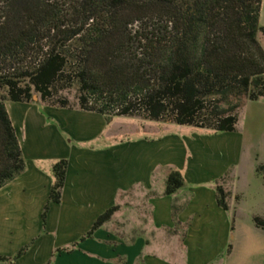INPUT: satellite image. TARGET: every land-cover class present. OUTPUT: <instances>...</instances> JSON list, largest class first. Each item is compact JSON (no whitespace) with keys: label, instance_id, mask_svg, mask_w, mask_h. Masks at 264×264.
<instances>
[{"label":"trees","instance_id":"1","mask_svg":"<svg viewBox=\"0 0 264 264\" xmlns=\"http://www.w3.org/2000/svg\"><path fill=\"white\" fill-rule=\"evenodd\" d=\"M261 7L262 0H0V189L26 170L7 101L77 108L107 122L131 117L211 136L235 132L239 101L264 98ZM72 90L75 106L62 95ZM67 168L65 159L52 168L44 226L50 205L61 202ZM257 173L264 176V167ZM222 180L217 203L229 211ZM184 186L172 171L165 195ZM116 211L100 216L81 241ZM254 224L264 231L262 218Z\"/></svg>","mask_w":264,"mask_h":264},{"label":"crops","instance_id":"2","mask_svg":"<svg viewBox=\"0 0 264 264\" xmlns=\"http://www.w3.org/2000/svg\"><path fill=\"white\" fill-rule=\"evenodd\" d=\"M5 106L26 170L0 189V258L29 248L0 264H243L240 243L238 250L232 245L229 211L218 205L213 185L235 177L243 142L237 130L211 136L180 126L118 141L110 130L114 119L101 114L42 102ZM63 159L61 202L50 205L44 226L52 168ZM172 171L183 175L185 186L167 196ZM113 207L118 211L109 222L81 241ZM256 256L253 249L247 264Z\"/></svg>","mask_w":264,"mask_h":264},{"label":"rangeland","instance_id":"3","mask_svg":"<svg viewBox=\"0 0 264 264\" xmlns=\"http://www.w3.org/2000/svg\"><path fill=\"white\" fill-rule=\"evenodd\" d=\"M260 26L264 27V0H262ZM257 39L264 49V34L259 32ZM62 95L68 98L71 106L77 105L75 90L63 92ZM239 103L236 130L243 140L240 164L236 169L235 177L232 176L229 179L227 177L228 180L224 178L222 184L225 191L229 193L227 214L232 226L235 227L231 240L232 245H236V250L240 243L239 257L242 258L240 263L243 261V264H247L246 259L255 249L258 255L255 264H264V231H259L260 229L258 230L254 224L255 217L264 220V176L257 173L258 168L264 167V98L258 101L242 98ZM223 107L226 106L223 105ZM175 127L176 129L186 127L205 133L191 126L180 127L174 123L147 122L141 118L131 117L114 118L110 130L115 132L118 141H124L141 136H156L162 133L164 128L166 131H172ZM219 181L220 179L213 183L214 187ZM134 194L141 195L140 192ZM137 205L139 204L135 202L133 207L138 209ZM144 212H146L145 209ZM143 220L146 222V218ZM133 233L132 237L136 232Z\"/></svg>","mask_w":264,"mask_h":264},{"label":"water","instance_id":"4","mask_svg":"<svg viewBox=\"0 0 264 264\" xmlns=\"http://www.w3.org/2000/svg\"><path fill=\"white\" fill-rule=\"evenodd\" d=\"M34 100H36V101H37V100H38V97H37V96H35V97H34Z\"/></svg>","mask_w":264,"mask_h":264}]
</instances>
